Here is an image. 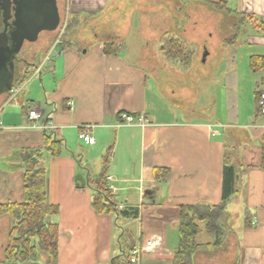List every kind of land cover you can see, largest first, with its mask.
<instances>
[{"label": "crops", "instance_id": "obj_1", "mask_svg": "<svg viewBox=\"0 0 264 264\" xmlns=\"http://www.w3.org/2000/svg\"><path fill=\"white\" fill-rule=\"evenodd\" d=\"M72 2L76 25L65 34V52L51 57L21 86L15 99L5 102V96L0 97V205L23 202L20 154L26 149H42L46 132L40 127L51 123L55 138L63 145L59 157L44 153L42 161L47 200L59 208L58 215L49 219L59 228L57 264H122L124 256L137 248L138 264H172L178 247L180 207L220 204L229 133L246 148H256L253 155L241 153L236 163L237 173L246 181L245 203L237 212L232 207L239 204H230V200L225 216L232 221L230 232L219 246H212L214 236L199 224L201 234L196 242L209 247L198 249L193 263L264 264V166L260 155L264 115L259 114L260 126L238 123L251 117L249 106H255L257 94H264V67L258 71L250 67L251 58L257 57L264 66V0H229L225 15L214 7L219 0ZM133 22L140 26L139 37L150 44L131 48ZM218 23H227L232 35L218 33ZM164 34L191 47L187 70L160 55L159 40ZM104 44L119 45L121 51L106 55ZM212 64L228 70L222 85L230 122L219 125L221 130L216 129L217 123L191 119L189 112ZM258 66L261 68L260 63ZM24 67L16 71V77L24 74ZM33 68L27 66V70ZM259 73L260 82L256 80ZM241 96L248 105L243 113L238 104ZM31 109L40 119L28 118ZM122 113L142 114L150 125H119ZM83 126L92 127L93 145L78 139ZM107 153L104 168L102 158ZM157 168L167 170L169 178H155ZM103 170L112 179L105 183L113 188L114 201L125 207L121 212L126 214L125 227H119L120 217L98 215L91 207L89 179ZM237 188L233 199L245 193ZM246 212L249 226L244 225ZM132 220L138 222L135 234L126 228ZM10 227L11 219L0 217V264H18L7 261L4 254ZM43 263L42 257L26 264Z\"/></svg>", "mask_w": 264, "mask_h": 264}, {"label": "trees", "instance_id": "obj_2", "mask_svg": "<svg viewBox=\"0 0 264 264\" xmlns=\"http://www.w3.org/2000/svg\"><path fill=\"white\" fill-rule=\"evenodd\" d=\"M84 1V0H78ZM88 1V0H87ZM229 0H219L214 4L217 10H225ZM75 22V21H73ZM72 20L68 22L66 31H69ZM160 55L171 62L180 63L184 69H188L191 63L192 49L179 39H174L164 34L160 40ZM121 51V46L104 44L103 52L106 55H116ZM263 60L259 57L251 58L250 67L254 71L262 69ZM261 64L258 66L259 63ZM187 72V71H186ZM32 72L26 71L15 80L16 85H23ZM258 94L255 102V115L260 114L258 109ZM63 149L62 141L55 138L53 130L45 133L42 149L23 150L20 160L23 166V202L0 205V217L7 216L11 219V227L7 236V245L4 251L7 261L18 264L36 262L40 257L44 258L43 264H57L58 255V225L49 221L59 213L57 206L51 205L47 200L46 181L47 174L43 166V154L52 158L59 157ZM107 153L102 158L105 168L108 162ZM261 164L264 166V136L260 149ZM238 168L227 150L224 152L222 168L221 201L217 206H182L180 207L178 221V247L173 256L172 264H194L193 257L198 249L209 247L199 245L196 242L201 234L199 224H204V232L213 235L215 243L219 246L228 237L230 224L225 220L226 207L232 197L238 193L237 177ZM170 173L164 169H155L154 177L167 179ZM89 187L92 190L91 207L98 215L125 216L117 211V204L105 183V171L95 179H89ZM128 216V214H127ZM130 216V215H129ZM244 225L249 226L248 212L245 213ZM229 229V230H228ZM125 258V259H124ZM122 264H130V255H125Z\"/></svg>", "mask_w": 264, "mask_h": 264}, {"label": "rangeland", "instance_id": "obj_3", "mask_svg": "<svg viewBox=\"0 0 264 264\" xmlns=\"http://www.w3.org/2000/svg\"><path fill=\"white\" fill-rule=\"evenodd\" d=\"M72 1H76V0H57V6L59 9L60 16L63 18L66 17V20H67L66 26L64 28V34H66V32H67L66 30L68 27V22L71 21L75 17L74 15L71 14V7L72 6L74 7V3ZM221 11L223 12L222 14H224V15L226 14L224 10H221ZM135 15L136 16H134V18H133L134 21L138 17L137 14H135ZM76 19H78V18H76ZM75 25H76V23H73L71 25L69 31H72L71 29L75 28ZM139 27H140L139 24L136 22H133L131 24L130 31H129L130 32L129 44L131 45V48H137L138 45L145 46V45L150 44L149 41H145V40L141 39V37H139V35L137 34ZM215 30L218 33H226L227 37H230L232 35V31H233L231 28L228 27L227 23H220V24L218 23ZM56 33L57 32L41 33L39 36L38 43H34V44L26 43L23 47L22 52H20L19 56L16 59L15 70L16 71L22 70V68H25L24 66H26V71L32 72L31 77L28 80L33 78L35 76L34 75L35 73H38L39 71H41L44 64L49 63L51 57H53L51 55L49 57V59L47 60L48 49L51 47V44L56 37ZM61 43H62L61 47H57L56 50H57V52H60V50H63V53H64L65 50L67 49V45L64 42V40ZM47 44H48V46H47ZM152 47H154V46H152ZM41 56H42L41 63L37 65L36 61ZM219 57H220V55L218 54L216 61H218ZM27 66L28 67L31 66L34 68L27 70ZM227 72H228V70L227 71L219 70L217 64H212L210 66V68L208 70V74H209L208 77L206 79L202 80L200 87L198 88V92H197L198 96H197L196 102L189 105V112H190V118L191 119L198 120L200 122H205V123H217L216 124L217 126H215V127L218 130L224 129V128H221L222 126H219L221 124H223L224 126L229 125L228 123L230 122V120L228 118L227 110L224 107L225 100H226V98H225L226 91L222 85V83H223L222 81L225 78L224 75ZM256 80L260 82V73L256 74ZM257 87L260 88V84H258ZM244 91H248V88H246ZM238 104H239V110L241 113H243L244 110H247L248 105H247V100H246L245 96H241L238 99ZM249 108H251V111H250L251 117L249 116L245 120H243V119L239 120L238 123H247L248 125L250 123L251 126L252 125H259L260 126V115L255 116V106L254 105L252 107L249 106ZM202 109H206V112L204 114L201 113ZM227 130H230V128H228ZM228 135L229 136H228V140L226 143V145H227V149H226L227 150V156L230 157L235 164L237 163L238 156L241 153L246 152V153H250L251 155H253L256 152V150H255L256 148H254V147L246 148V145H242L239 140H236L235 138H233L229 133H228ZM238 175L240 178V182H238L237 187H240L242 191L245 189V193L241 192L238 199H236V198L233 199L234 197L231 199L233 201H231L232 203L230 202V204H233L234 202H237L236 204H239L236 207L234 205L232 207V210L234 208L237 210V212H238V208L240 207V205H242V203H245L244 196H246V181L244 182V179H243L244 175L242 173H238ZM116 202H118L117 199H116ZM229 205H228V207H229ZM229 208H231V205ZM119 219H120V221L118 223L119 227H125V224H126V221H124L125 218L123 216H120ZM230 219L229 218L226 219V222L228 224H230L232 222ZM126 228H128L129 232L133 231V233L135 234V232L138 228V222L135 220H132L131 222L129 221V225H127ZM228 235H229V232H228ZM118 236H120V238L123 236L121 231H118ZM122 239L126 242H129V239L124 237V236ZM202 240H203V237L199 238L198 243H202ZM223 243L224 242H222V244ZM40 258H42V257H40Z\"/></svg>", "mask_w": 264, "mask_h": 264}, {"label": "water", "instance_id": "obj_4", "mask_svg": "<svg viewBox=\"0 0 264 264\" xmlns=\"http://www.w3.org/2000/svg\"><path fill=\"white\" fill-rule=\"evenodd\" d=\"M0 0V96L15 82V61L24 42L54 32L60 22L57 0Z\"/></svg>", "mask_w": 264, "mask_h": 264}, {"label": "built area", "instance_id": "obj_5", "mask_svg": "<svg viewBox=\"0 0 264 264\" xmlns=\"http://www.w3.org/2000/svg\"><path fill=\"white\" fill-rule=\"evenodd\" d=\"M67 20L66 17H62L59 27L57 29V33H56V37L54 39V41L51 44V47L48 49V55H47V60L49 59V57L52 56H57L59 54L63 53V50H60V52H57V47H61L63 40L65 38V34H64V28L66 26ZM63 38V39H62ZM21 88L19 86L14 87L13 89L10 90V92L7 94L6 96V100L5 102H9L11 100H13L16 96H18V94L20 93ZM68 107L70 110H72L73 108V103L70 102L68 103ZM258 108H259V112L261 115H264V94H261L259 96V100H258ZM28 118L32 121L38 120L40 119V114L35 110V109H31L28 111ZM118 124L119 125H127V126H139V127H146L149 126V120L147 118H145L144 115L142 114H129V113H122L118 115ZM92 127L91 126H83L79 129L78 132V139L83 142L85 145H93L94 144V139L90 136V129ZM40 129L42 130V132H46V131H51L54 130V127L52 126L51 123L45 124L42 127H40ZM212 135H214V133H212ZM106 182L111 181V177L110 176H106L105 178ZM107 190L112 194L114 192L113 188L111 186L107 187ZM125 207L123 205H119L117 206V211H124ZM140 253V249H134L133 251H131L130 253V259L129 262L130 264H138V256Z\"/></svg>", "mask_w": 264, "mask_h": 264}, {"label": "flooded vegetation", "instance_id": "obj_6", "mask_svg": "<svg viewBox=\"0 0 264 264\" xmlns=\"http://www.w3.org/2000/svg\"><path fill=\"white\" fill-rule=\"evenodd\" d=\"M7 3H8V1L7 0H5ZM2 19L0 18V30H2V28H3V25H2ZM40 36V35H39ZM38 41H39V37H38V39L35 41V42H33V43H29V44H34V43H38ZM26 43H28V42H24L23 43V45H22V49H21V51L20 52H22V50H23V47H24V45L26 44ZM20 54V53H19ZM19 54L17 55V57L19 56ZM17 57H16V59H17ZM16 62V61H15Z\"/></svg>", "mask_w": 264, "mask_h": 264}]
</instances>
